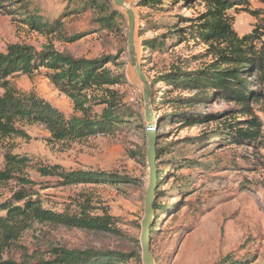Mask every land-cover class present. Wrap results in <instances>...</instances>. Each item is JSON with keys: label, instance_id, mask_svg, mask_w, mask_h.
<instances>
[{"label": "rangeland", "instance_id": "rangeland-1", "mask_svg": "<svg viewBox=\"0 0 264 264\" xmlns=\"http://www.w3.org/2000/svg\"><path fill=\"white\" fill-rule=\"evenodd\" d=\"M16 1L13 10H0V53H7L12 44H20L36 51L53 46L75 58L114 57V62L110 61L106 67L115 75H123L124 82L112 88L139 115L131 126H124L115 133L77 141L51 140L43 124L25 121H17L14 126L17 131L13 133H0V171L6 169L7 154L27 159V165L13 172L8 181L0 183V204L11 199L17 191L27 190L33 192L46 209L70 216L82 215L87 210L93 217H110L114 229L97 231L34 222L3 251L0 246V261L19 262L31 258L32 264H38L32 259L37 252H43V256L47 254V258L46 251L63 246L81 251L128 253L132 256L126 264H144L141 235L150 174L148 125L144 85L130 56L128 13L113 0H96L104 3L101 8L110 5V11L121 12L112 27L104 25L102 17L105 14L101 8L84 4V0ZM20 1L28 4L26 15H35L50 23L48 27L52 29L57 21L61 23V30L48 33L33 29L27 16L21 14ZM126 1L137 15L135 56L148 78L152 97L157 94L158 99L167 87L164 83L154 85L152 79L169 70L171 65L195 70L213 60L208 45L189 34L183 41L172 34L175 27L171 25L177 22L176 16L197 17L204 10L201 0H191V4H179L164 12L141 7V0ZM249 8L261 12L258 11L257 16L242 8L228 11L234 29L241 36L250 33L264 19V0H251ZM155 21L159 24L154 27L151 22ZM181 23L178 22L181 27L188 25ZM75 36L77 38L72 40ZM155 37L166 39L167 47L163 52L151 53L144 49L145 41ZM46 71L43 67L31 78L18 75L12 82L21 93L46 99L67 116L73 114V101L55 88ZM258 89L264 90V87ZM3 92L0 87V95ZM195 93L175 90L171 97H193ZM262 93L261 99L251 104L253 113L263 125V136L253 146H239L228 138L215 136L225 120L242 122L250 117L242 114L237 104L220 96L185 106L162 101L159 111L154 112L159 134L157 173L166 172L157 182L150 225V229L156 225V231L150 232V247L156 264H224L226 257L246 260L248 264H264V91ZM101 108L95 107L96 110ZM176 108L185 110L188 116L203 114L207 117L192 125L172 117L157 124L160 114L164 118ZM180 161H190L193 167L176 165ZM40 167L52 168L56 173L44 175ZM73 172L116 174L132 180L124 179L117 184L105 180L70 183L62 177ZM22 177L35 184H23L19 180ZM100 177L105 179V176Z\"/></svg>", "mask_w": 264, "mask_h": 264}, {"label": "trees", "instance_id": "trees-1", "mask_svg": "<svg viewBox=\"0 0 264 264\" xmlns=\"http://www.w3.org/2000/svg\"><path fill=\"white\" fill-rule=\"evenodd\" d=\"M74 1V0H73ZM80 2L82 0H79ZM108 2V0H106ZM191 0H141L139 5L153 11L164 12L179 4H191ZM204 10L197 17L176 16L177 22L173 23V36L178 41H183L184 36L208 45V53L213 60L205 67L195 70H185L179 65H171L170 69L158 74L152 79V83H164L167 87L153 96L154 112L159 111L162 101L173 102L175 106L194 105L203 102L212 96L234 102L241 108L242 114L250 117L244 121L225 120L215 136L228 138L239 146L244 144H258L263 136V125L253 113L252 102L259 101L264 90V19L250 33L239 35L234 29L233 19L228 15L232 9L242 8L251 14L257 15L260 10L249 8L251 0H201ZM16 0H0V10H13ZM192 2V1H191ZM21 14L27 16V20L33 29L52 33L61 30V23H54V28H49L50 23L43 22L28 14V4L24 1L18 3ZM84 4L101 8L104 3L96 0H84ZM111 6L101 8L105 16L102 21L105 26H115L116 16L121 15L117 9L110 11ZM109 12L108 15L106 13ZM137 17V15H136ZM142 20L146 18L140 17ZM187 22L186 26H179L178 22ZM157 26L159 23L151 22ZM75 36L72 40L76 39ZM166 39L155 37L145 41L144 49L149 52H163L166 49ZM148 58V57H146ZM114 57H102L97 59L75 58L64 54L53 46H47L42 51H36L31 46L12 44L7 53H0V87L4 90L0 95V133L8 135L17 131L14 127L17 121L43 124L51 135V140L58 142L83 140L98 134L115 133L124 126H131L137 121L138 113L134 111L119 94L112 88L124 82L123 75H115L106 65L114 62ZM144 66V65H142ZM46 68V75L50 82L61 93L69 97L74 104V113L67 116L56 108L48 100L34 94L27 95L20 92L12 79L18 75L34 77L41 68ZM255 85V87H253ZM172 90V91H171ZM175 90H191L196 93L193 97H171ZM209 92H212L209 94ZM171 98H173L171 100ZM170 100V101H169ZM96 106H102L96 110ZM185 110L172 111L163 118L160 114L157 124L166 118H181L187 121L186 125H192L197 120L207 117L203 114L186 115ZM218 116L220 114H217ZM216 117V115H214ZM159 136V134H157ZM6 169L0 171V183L6 182L13 176V172L21 170L27 165L25 157L6 155ZM184 160V159H183ZM175 162V161H173ZM176 165L193 167L188 162L180 161ZM44 175L55 174L56 171L48 167H40ZM165 171L157 174L158 182L165 176ZM100 176H105L102 179ZM67 182L77 183L85 181L105 180L117 184L131 177L96 172L93 175L73 172L63 174ZM190 179V178H189ZM188 179V180H189ZM19 180L26 185L35 184L28 178ZM157 194V190H156ZM157 209L159 207H156ZM34 222L63 224L68 227H77L87 230L111 231L113 229L111 218L93 217L87 210L82 215H68L56 213L46 209L40 199L33 196V192L27 190L17 191L13 197L0 204V246L2 251L14 240L19 239ZM154 225L150 232L156 231ZM114 230V229H113ZM1 253V249H0ZM42 253V254H41ZM37 252L32 256L38 264H126L131 254L122 252H101L94 250H75L63 246L50 248L43 256V252ZM45 254V252H44ZM134 256V255H133ZM31 258L22 261L12 259L1 260L0 264H32ZM224 264H248L240 260H232L226 257Z\"/></svg>", "mask_w": 264, "mask_h": 264}, {"label": "water", "instance_id": "water-1", "mask_svg": "<svg viewBox=\"0 0 264 264\" xmlns=\"http://www.w3.org/2000/svg\"><path fill=\"white\" fill-rule=\"evenodd\" d=\"M116 6L124 8L129 16V47H130V56L132 62L135 66V69L144 85V101H145V118L147 121L148 127H156V117L153 109V97L150 93V84L145 72L141 68V64L135 56V34L137 27V17L134 9L130 7L126 0H113ZM148 137V150H147V161L150 168L149 174V187L147 190V195L145 199V210L146 215L143 220L142 226V235H141V245L143 250V263L144 264H156L155 258L151 252L150 247V225L153 223V213H154V202L156 199V190H157V152L156 144L158 140V135L155 129L147 130Z\"/></svg>", "mask_w": 264, "mask_h": 264}, {"label": "built area", "instance_id": "built-area-1", "mask_svg": "<svg viewBox=\"0 0 264 264\" xmlns=\"http://www.w3.org/2000/svg\"><path fill=\"white\" fill-rule=\"evenodd\" d=\"M147 129H148V130H150V129H155V127H152V128L148 127Z\"/></svg>", "mask_w": 264, "mask_h": 264}]
</instances>
